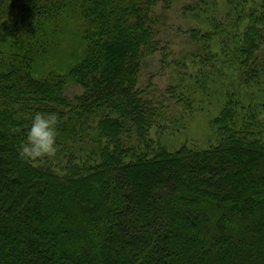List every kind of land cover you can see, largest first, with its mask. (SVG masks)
I'll list each match as a JSON object with an SVG mask.
<instances>
[{"label": "trees", "instance_id": "obj_1", "mask_svg": "<svg viewBox=\"0 0 264 264\" xmlns=\"http://www.w3.org/2000/svg\"><path fill=\"white\" fill-rule=\"evenodd\" d=\"M162 1L0 0V264H264V0L191 34L201 68L170 96L192 114L216 73L230 89L217 143L175 151L139 88ZM37 112L60 117L54 167L21 155Z\"/></svg>", "mask_w": 264, "mask_h": 264}, {"label": "rangeland", "instance_id": "obj_2", "mask_svg": "<svg viewBox=\"0 0 264 264\" xmlns=\"http://www.w3.org/2000/svg\"><path fill=\"white\" fill-rule=\"evenodd\" d=\"M198 1L169 0L159 3L157 12L163 14V25L156 41L157 49L146 58L139 79V88L142 95L153 104L158 117L155 120L156 127L148 137L153 139L152 144H157L160 141L162 145L171 151H175L183 145L203 150L217 143L218 133L212 123L222 108L226 97L225 89L227 91L230 89L224 78H219L216 73L214 84L210 86L213 94L212 98L207 97L204 108L192 114L184 111L168 92L171 86L177 85L182 79L191 83L189 80L191 71L194 69L197 73L200 70L201 63H189L187 61L191 50H193L190 36L194 32L209 30L211 16L226 0L214 1L213 6L209 9L203 7L199 9ZM223 10L222 7L218 9L215 14L217 18L224 15L221 12ZM65 53L67 52H63L61 55ZM220 60L223 61L222 57ZM66 62L67 60H64V64ZM204 64V68L213 65L207 61ZM217 68L224 74L228 72L226 67L223 68L221 62H217ZM213 71L211 66L210 72L213 73ZM228 75L232 76L233 74L228 73ZM233 80L236 81L237 79L233 78ZM65 91L69 98L74 99L75 96L81 93L82 89L71 80L68 81ZM134 140L135 136L129 138L128 142L136 144ZM80 146H82V142L78 141L76 147L80 148ZM91 150L84 145L85 154H88ZM38 158L43 164L47 163L49 166L54 167L59 164V160L55 159L54 155Z\"/></svg>", "mask_w": 264, "mask_h": 264}, {"label": "clouds", "instance_id": "obj_3", "mask_svg": "<svg viewBox=\"0 0 264 264\" xmlns=\"http://www.w3.org/2000/svg\"><path fill=\"white\" fill-rule=\"evenodd\" d=\"M60 117L55 112H37L31 119L26 142L21 149L24 158L53 156L57 151Z\"/></svg>", "mask_w": 264, "mask_h": 264}]
</instances>
